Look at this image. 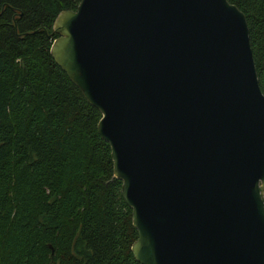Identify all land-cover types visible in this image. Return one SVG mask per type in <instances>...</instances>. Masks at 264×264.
<instances>
[{"label": "water", "instance_id": "1", "mask_svg": "<svg viewBox=\"0 0 264 264\" xmlns=\"http://www.w3.org/2000/svg\"><path fill=\"white\" fill-rule=\"evenodd\" d=\"M50 54L95 106L140 264H264V93L229 0H80Z\"/></svg>", "mask_w": 264, "mask_h": 264}, {"label": "trees", "instance_id": "2", "mask_svg": "<svg viewBox=\"0 0 264 264\" xmlns=\"http://www.w3.org/2000/svg\"><path fill=\"white\" fill-rule=\"evenodd\" d=\"M80 0H0V264H140L101 117L50 54ZM245 14L264 93V0Z\"/></svg>", "mask_w": 264, "mask_h": 264}]
</instances>
